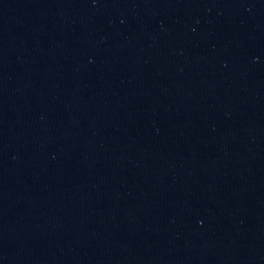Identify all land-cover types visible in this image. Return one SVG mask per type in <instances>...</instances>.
Listing matches in <instances>:
<instances>
[{
	"label": "water",
	"instance_id": "water-1",
	"mask_svg": "<svg viewBox=\"0 0 264 264\" xmlns=\"http://www.w3.org/2000/svg\"><path fill=\"white\" fill-rule=\"evenodd\" d=\"M0 264H264V0H0Z\"/></svg>",
	"mask_w": 264,
	"mask_h": 264
}]
</instances>
